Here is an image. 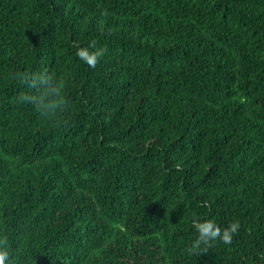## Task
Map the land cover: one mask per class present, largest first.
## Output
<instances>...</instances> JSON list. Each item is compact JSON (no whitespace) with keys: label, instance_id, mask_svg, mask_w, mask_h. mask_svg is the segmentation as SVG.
I'll list each match as a JSON object with an SVG mask.
<instances>
[{"label":"trees","instance_id":"trees-1","mask_svg":"<svg viewBox=\"0 0 264 264\" xmlns=\"http://www.w3.org/2000/svg\"><path fill=\"white\" fill-rule=\"evenodd\" d=\"M44 71L55 119L20 99ZM196 218L240 228L193 256ZM0 233L11 264H264V0H0Z\"/></svg>","mask_w":264,"mask_h":264},{"label":"clouds","instance_id":"clouds-1","mask_svg":"<svg viewBox=\"0 0 264 264\" xmlns=\"http://www.w3.org/2000/svg\"><path fill=\"white\" fill-rule=\"evenodd\" d=\"M106 48L96 47L94 44L77 47L75 56L78 60L92 68H95L100 59L105 55ZM24 82L30 81L29 87L34 92L22 96V102L33 105L34 110L44 119H55L68 109V102L64 93L65 81L58 78L55 73L47 71L34 73L31 76L22 74L18 77ZM193 227L197 233L191 247L190 255L196 256L203 253L214 242L231 244L233 237L240 228L238 220L228 223L226 226L218 225L213 219H199L193 221ZM13 250L7 233H0V264H11Z\"/></svg>","mask_w":264,"mask_h":264}]
</instances>
